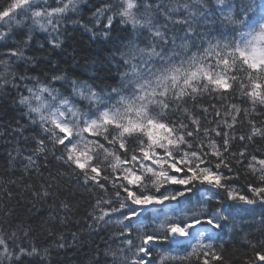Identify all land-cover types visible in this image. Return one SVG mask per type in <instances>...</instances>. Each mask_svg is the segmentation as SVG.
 Here are the masks:
<instances>
[{
	"label": "snow or ice",
	"instance_id": "6c2138e0",
	"mask_svg": "<svg viewBox=\"0 0 264 264\" xmlns=\"http://www.w3.org/2000/svg\"><path fill=\"white\" fill-rule=\"evenodd\" d=\"M56 2L0 6V41L28 28L0 60V88L16 86L13 59H35L25 50L37 29L61 47V25L80 0ZM93 8L89 23L72 22L104 40L118 22L125 35L115 63L103 78H31L16 101L24 123L11 128L25 147L7 153L14 178L0 185L3 195L12 200L22 186L45 199L65 178L83 189L88 227L110 229L92 264H233L223 238L244 231L240 212L260 208V238L244 232L237 260L264 264V0H99ZM59 207L64 225L73 206L66 197ZM5 215L0 264H51L52 245ZM48 236L66 246L63 234Z\"/></svg>",
	"mask_w": 264,
	"mask_h": 264
},
{
	"label": "trees",
	"instance_id": "16d2710c",
	"mask_svg": "<svg viewBox=\"0 0 264 264\" xmlns=\"http://www.w3.org/2000/svg\"><path fill=\"white\" fill-rule=\"evenodd\" d=\"M50 2L53 7L57 6L56 0H50ZM7 3L8 0H0V6ZM98 3L99 0H80L79 11L75 14L70 13V19L61 25L60 39L63 43L60 48L52 49L48 43L51 38L49 34L37 29L32 33L33 39L25 50L27 57L35 59L32 62L13 59L12 74L17 77L16 86L10 83L8 87L0 88V133H3L0 135V185L9 186L7 180L14 178L11 176L7 163V153L17 146L22 149L25 147L24 137L13 134L11 128L15 127L17 120H21V112L16 101L21 92L26 94V84H31V78L38 76L41 80H50L53 74H67L69 79L80 80H86L89 77L103 78L108 74L110 62L115 63L112 56L115 49L122 43L121 38L125 35L118 22L114 24L109 40H104L102 36L100 39H93L92 33L81 27L80 23L72 22L82 18L81 23H89V18L94 11L93 5ZM27 32L28 28L24 27L17 30L7 40L0 41V60L8 59L4 53L8 48L17 47L18 42L25 38ZM0 71H3L2 66H0ZM21 75L28 79L21 81L19 79ZM9 79L11 80L12 77L9 76ZM96 82L99 83L100 80L97 79ZM56 86L59 87V84ZM21 123L24 121L21 120ZM25 135L30 136L31 132ZM19 167L18 159L17 169ZM16 176H19L18 170ZM31 182L38 187L37 179L33 178ZM72 184L73 182L65 178L62 182V190L54 189L55 195H50L45 199L33 197L31 192L24 190L22 186L12 188L14 195L12 200H9L0 190V225L9 219L5 213L11 212L12 220L25 222L32 228L33 237L37 243L42 246L52 245L51 264H92L97 246H103L108 241L110 229L95 233L88 227L89 197L83 189L72 186ZM72 193H75V197ZM66 197L71 201L73 208L68 213L67 223L62 225L58 218L65 213L59 205ZM260 211V208H256L254 213L240 212L239 216H243L241 223L245 225L244 231L234 238L230 235L224 236L225 256L230 258L233 264H239L237 257L242 251L244 232L251 233L257 239L260 238V231H258L261 228ZM53 216L57 219L53 220L51 218ZM49 229L53 230L57 236L63 234L66 244L63 249L55 246L53 243L55 237L48 236ZM73 232L76 233L75 240L72 236Z\"/></svg>",
	"mask_w": 264,
	"mask_h": 264
}]
</instances>
